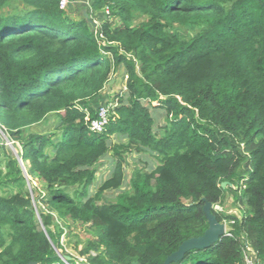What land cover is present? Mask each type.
I'll list each match as a JSON object with an SVG mask.
<instances>
[{
	"label": "trees",
	"instance_id": "trees-1",
	"mask_svg": "<svg viewBox=\"0 0 264 264\" xmlns=\"http://www.w3.org/2000/svg\"><path fill=\"white\" fill-rule=\"evenodd\" d=\"M84 10L95 27L59 0H0V127L26 173L0 142V264H162L207 229L204 201L229 235L169 264H243L245 245L264 262V0H92ZM118 70L125 91L92 132L85 118ZM151 108L166 115L160 133ZM50 113L53 133L23 136ZM131 151L157 165L99 201L123 184ZM109 153L111 175L89 195ZM227 192L238 215L214 208ZM66 228L80 260L61 241Z\"/></svg>",
	"mask_w": 264,
	"mask_h": 264
},
{
	"label": "rangeland",
	"instance_id": "rangeland-1",
	"mask_svg": "<svg viewBox=\"0 0 264 264\" xmlns=\"http://www.w3.org/2000/svg\"><path fill=\"white\" fill-rule=\"evenodd\" d=\"M70 3L66 9L67 15L73 19H78L81 17L80 9L83 8L87 9L90 8L91 1L92 0H69ZM106 13H102V11L98 14H95L94 17L97 19H100L102 17H105ZM97 22V21H95ZM122 70H118L117 73L113 75V78L110 80L111 83L108 85H112V89H106V92L104 93V97L99 98L97 102L94 105V108H96L98 105L104 104L106 102H111L114 103V101H117L115 94L122 91H125V82H126V77ZM107 96V97H106ZM154 104V103H153ZM117 106V103L115 104L114 108ZM113 108V109H114ZM151 114L154 117V130L158 133L162 131V126H164L166 123V115L162 110L154 109L151 108ZM59 122V117L56 113H50L44 117V119L34 125L27 126L22 129V134L23 136H28L30 134H49L54 132L55 126ZM0 140L5 142V145L7 146L9 154L14 156L15 158L18 156V149L19 145L17 143H13L9 140L8 135L1 129L0 127ZM124 142V138H121L120 136L113 135L111 137V144H116L118 142ZM49 150H47L48 152ZM111 153L109 155L103 157L97 164H96V174H95V179L93 181V184L89 188V195H93L98 186L107 178L110 177L112 167H113V162L112 159L110 158ZM125 157V163H124V181L123 184L118 188V189H113V190H107L102 193L100 198L98 199L101 202H113L115 201L117 195L120 192L123 191H128L130 189V178L132 175V171L136 168H144L146 171H150L157 165V160L155 159L154 155L145 152V153H136L134 151L127 152L124 155ZM23 165V163H22ZM24 167V166H23ZM25 169V168H24ZM26 176V174H24ZM29 177L27 178V183H26V189L29 192V194L33 197V192H32V185L35 186L37 185V182H29ZM222 187L226 186V183H221ZM8 191L6 189L0 188V194L3 195L7 193ZM216 210H222L226 213H232V214H239V211L242 209V205L239 202H234L233 196L230 193H225L222 203L219 205H216L214 207ZM225 229H227V225L225 223ZM65 234L61 237V241L63 242L66 251L69 252L73 257L77 258V260H80V257H78L77 252L71 247V244L69 245L68 241L69 238L67 237L68 233V228L65 229ZM79 233L80 237L82 240H86L88 237V234L85 232L80 231V228H76V230H72L71 235Z\"/></svg>",
	"mask_w": 264,
	"mask_h": 264
},
{
	"label": "water",
	"instance_id": "water-1",
	"mask_svg": "<svg viewBox=\"0 0 264 264\" xmlns=\"http://www.w3.org/2000/svg\"><path fill=\"white\" fill-rule=\"evenodd\" d=\"M82 14L88 23H90L93 27L96 26V22L91 20L87 16V13L85 12L84 9L82 10ZM111 81H109V83H111ZM0 142H2V141L0 140ZM16 158L18 160V163H19L23 173L26 174L20 157L17 156ZM224 183H226V182H224ZM211 208H212L211 203L204 201L202 209H203L205 218L208 222V227L204 231V233L200 236L191 237L189 239L184 240L178 246L177 250H175L174 252H172L171 254H169L165 258V260L162 262V264H169L170 262L178 261L184 256V254L186 252H188L190 250L210 247L212 244L219 241L220 238L225 235V233H226L225 224L223 222L217 221L215 215L211 212ZM41 227H42V225H41ZM42 230L45 232L43 227H42ZM55 250H56L57 254L61 257V259L64 260L66 263H68V261L71 259V257L66 256V255H62L61 252L57 248H55ZM27 264H36V262H29Z\"/></svg>",
	"mask_w": 264,
	"mask_h": 264
},
{
	"label": "built area",
	"instance_id": "built-area-1",
	"mask_svg": "<svg viewBox=\"0 0 264 264\" xmlns=\"http://www.w3.org/2000/svg\"><path fill=\"white\" fill-rule=\"evenodd\" d=\"M70 1L69 0H59V8L62 10H66ZM104 12L108 14L107 7L104 8ZM116 104V101L114 103L106 102L104 104L99 105L96 108V113L93 118L86 117L87 120V126L88 129L92 132H101L105 129V126L108 123L110 115L113 113V108ZM224 223V222H223ZM225 224V223H224ZM226 235H229L227 233V229H225ZM243 264H264L263 261H259L256 258L255 253L248 247L243 248Z\"/></svg>",
	"mask_w": 264,
	"mask_h": 264
},
{
	"label": "crops",
	"instance_id": "crops-1",
	"mask_svg": "<svg viewBox=\"0 0 264 264\" xmlns=\"http://www.w3.org/2000/svg\"><path fill=\"white\" fill-rule=\"evenodd\" d=\"M81 13H82V10H81ZM107 97V96H106Z\"/></svg>",
	"mask_w": 264,
	"mask_h": 264
}]
</instances>
